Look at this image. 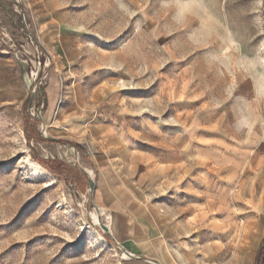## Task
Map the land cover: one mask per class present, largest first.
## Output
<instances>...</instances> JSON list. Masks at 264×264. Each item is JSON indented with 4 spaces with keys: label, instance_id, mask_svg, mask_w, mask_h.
<instances>
[{
    "label": "rangeland",
    "instance_id": "374dc122",
    "mask_svg": "<svg viewBox=\"0 0 264 264\" xmlns=\"http://www.w3.org/2000/svg\"><path fill=\"white\" fill-rule=\"evenodd\" d=\"M4 55L30 85L0 105V264H126L101 228L116 237L121 202L164 207L155 264H250L264 237V0H0Z\"/></svg>",
    "mask_w": 264,
    "mask_h": 264
},
{
    "label": "crops",
    "instance_id": "0c3cea01",
    "mask_svg": "<svg viewBox=\"0 0 264 264\" xmlns=\"http://www.w3.org/2000/svg\"><path fill=\"white\" fill-rule=\"evenodd\" d=\"M23 68L21 62L12 60L7 55L0 56L1 106L12 108L20 106L29 96L30 82L26 81ZM45 101H47L46 108L48 110L54 108L53 94L49 93ZM123 203L118 205L119 208L114 211L110 209V211L112 218L114 217L112 223L114 221L116 228L115 240L125 245L126 251L135 256L130 258L126 264H155L158 259L165 262L164 241L157 232V230L159 231V223L164 220V217L159 213V208L164 207L152 204L137 207L135 204L126 205ZM102 204L104 205V202ZM104 207L108 208L107 206ZM138 213L145 216V221H138ZM201 250L207 252V246L203 245ZM253 260L254 257L250 259V264L253 263Z\"/></svg>",
    "mask_w": 264,
    "mask_h": 264
},
{
    "label": "trees",
    "instance_id": "16d2710c",
    "mask_svg": "<svg viewBox=\"0 0 264 264\" xmlns=\"http://www.w3.org/2000/svg\"><path fill=\"white\" fill-rule=\"evenodd\" d=\"M32 128H34V126L32 127V125H29V122L26 119L25 120V131L28 129H32ZM27 138H28V140L32 139L31 135L29 133L27 134ZM62 142H64V141H62ZM64 143H67V142H64ZM68 143L70 145L74 144L71 142H68ZM32 152H33V149H32ZM34 157H35L34 159L37 160L41 165H43L44 167H46L48 170H50L52 173H54L56 175L64 176L65 173L71 174L72 171L75 170V171L80 173L81 177L84 178V180L86 182H88L87 175L84 172H81L80 170L78 171L75 167H72L71 165H69L68 163H66L62 160H59V159H43V158H40L38 155H34ZM106 238L109 241L113 242L108 235H106ZM253 264H264V237L262 239L261 245L256 250Z\"/></svg>",
    "mask_w": 264,
    "mask_h": 264
},
{
    "label": "water",
    "instance_id": "95a60500",
    "mask_svg": "<svg viewBox=\"0 0 264 264\" xmlns=\"http://www.w3.org/2000/svg\"><path fill=\"white\" fill-rule=\"evenodd\" d=\"M30 99H32V97H30ZM40 137H42V138H46V139L54 140L53 138H51V137H47V136H45V135H43V134H40ZM78 166L80 167L79 164H78ZM82 170H83V172L87 175V179H88V188L86 189V191L88 192L89 190H92V189L94 188V181H93V179L90 177V175L88 174V172H87L85 169H82ZM101 228H102L103 232H105V233H106V234H107V235L113 240V242H114L118 247H120V248L123 250V252H124L125 254H127V256H128L129 258H134V257H135L134 255L130 254V253L127 252L122 246L119 245V243L113 238V236H112L111 233L109 232V229L106 227V225L101 224Z\"/></svg>",
    "mask_w": 264,
    "mask_h": 264
},
{
    "label": "bare ground",
    "instance_id": "6f19581e",
    "mask_svg": "<svg viewBox=\"0 0 264 264\" xmlns=\"http://www.w3.org/2000/svg\"><path fill=\"white\" fill-rule=\"evenodd\" d=\"M30 159V158H29ZM32 164H34L35 166H37L39 169L43 170V171H47L45 168H43L41 165H39L37 162H35L34 160L30 159L29 160ZM109 217V216H108ZM106 227L109 228L110 226V221L109 219L106 220V223H105Z\"/></svg>",
    "mask_w": 264,
    "mask_h": 264
}]
</instances>
